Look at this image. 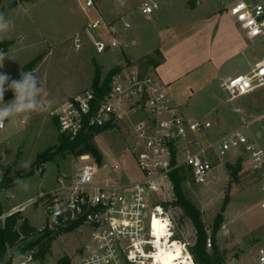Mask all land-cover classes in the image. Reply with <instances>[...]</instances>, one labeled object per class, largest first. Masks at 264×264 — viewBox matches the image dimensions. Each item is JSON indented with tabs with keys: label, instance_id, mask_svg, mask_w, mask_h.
<instances>
[{
	"label": "rangeland",
	"instance_id": "obj_1",
	"mask_svg": "<svg viewBox=\"0 0 264 264\" xmlns=\"http://www.w3.org/2000/svg\"><path fill=\"white\" fill-rule=\"evenodd\" d=\"M86 1L0 0V14L14 24L13 30L0 40V51L7 54L3 67L0 65V73L18 80L22 72L34 71L39 77L40 86L47 93L43 108L32 113L26 123L21 117H15L6 120L4 127L0 129V172L3 173L0 176V205L4 212L17 206L30 225L39 230L49 223L46 217L48 201L65 200L69 197L68 188L73 184V175L82 164L71 152L60 150L61 138L48 111L70 97L90 89L96 71H99L101 84L112 70L110 68L119 64L123 58L119 47L101 54L95 52L92 37L84 27L97 18V15L92 8L86 7ZM99 1L101 10L108 14L112 11V4L121 2L128 4L129 12L137 14L141 3L140 0ZM156 1L160 10L163 8V1L169 3V0ZM211 1L229 4L234 0ZM167 10L171 13L172 8L168 7ZM127 15L128 13L122 17L130 22ZM98 32L101 31H94L92 34L96 35ZM131 32L132 28L129 27V33ZM78 33L82 39L79 50L74 47V37ZM103 38L106 39V34ZM253 52L255 58L262 59L263 45H255ZM96 62L101 63L103 68ZM11 93L13 92L8 90L4 96L6 102L14 98L7 99ZM215 94L217 100H206L202 106L203 102L190 100V110L183 114L189 120L209 123L207 135H221L241 126L240 115L235 113L234 107H239L247 119L264 112V87L233 103L227 101L226 94L221 90H217ZM206 107L210 111L213 107L215 109L206 115L203 112ZM216 118H219V123H216ZM258 141L264 149V130H260ZM94 143L105 157L98 173L126 176L128 181L139 178L127 150L125 131H105L95 137ZM121 157L126 160L127 165L119 171H113L112 164ZM25 162L28 167L24 166ZM21 176V179L29 182L26 191L12 184ZM5 186L10 187L3 188ZM181 187L187 199L200 212V221L207 230V238L211 239V244L213 220L217 216L223 217L221 227L214 234V241L225 264H256L258 249H264V208L261 207L264 191L241 161L223 159L210 172L206 183L194 186L186 178ZM172 196V193H164L161 198L166 204L173 200ZM166 212L172 221L175 236L186 244L189 251L195 241V231L190 220L172 206L166 207ZM152 227L158 250L150 256L151 264H190L188 258L165 251V247L179 244L173 242L170 245L168 241L163 244L159 241L161 237L168 235L166 222L162 218L155 217ZM85 233L87 228L57 235L45 260L29 264H56L64 256L70 258V264H77L79 250L86 238ZM212 247L213 245H206L207 251L211 252ZM12 254L13 250L9 249L6 258L9 259ZM25 255L12 259V263L24 261Z\"/></svg>",
	"mask_w": 264,
	"mask_h": 264
},
{
	"label": "built area",
	"instance_id": "obj_2",
	"mask_svg": "<svg viewBox=\"0 0 264 264\" xmlns=\"http://www.w3.org/2000/svg\"><path fill=\"white\" fill-rule=\"evenodd\" d=\"M85 5L94 4L87 0ZM158 8L156 0H143L138 10L142 15H151ZM229 14L248 40L264 48V0H234ZM120 21L123 28H129L123 17ZM84 30L92 37L97 54L119 46L116 24L101 16L89 21ZM94 31L101 32L94 35ZM81 45L78 33L74 47L79 50ZM219 87L229 103L263 88L264 57L245 74L219 79ZM234 111L240 115L239 128L217 136L207 135L210 124L175 113L166 88L152 71L138 65L124 66L100 98L90 88L49 109L48 115L56 121L59 134L70 140L87 128L125 131L127 150L139 173L135 181L114 175L103 178L98 173L102 163L98 165L89 154L78 156L82 164L73 175L69 197L48 201L49 229L70 225L87 228L77 264H151L150 256L158 250L152 227L153 219L158 217L166 222L168 232L159 241L170 245L176 242L182 255L194 264L186 244L175 236L161 198L164 193H172L170 174L182 171L195 186L206 183L210 172L223 159L241 161L264 191V149L258 141L260 130H264V112L247 119L239 107H234ZM126 165L121 157L111 168L119 171ZM261 207L264 208V201ZM17 211H3L0 223ZM206 245L211 247L210 238ZM32 261V255L26 254L24 261L13 264ZM256 264H264L263 248L257 251Z\"/></svg>",
	"mask_w": 264,
	"mask_h": 264
},
{
	"label": "crops",
	"instance_id": "obj_3",
	"mask_svg": "<svg viewBox=\"0 0 264 264\" xmlns=\"http://www.w3.org/2000/svg\"><path fill=\"white\" fill-rule=\"evenodd\" d=\"M92 1L93 7L88 8H92L97 17L116 24L115 39L123 58L113 68L126 65L148 68L166 88L174 112L181 116L190 110L188 102L192 99L203 102L201 106L206 100H217L215 93L221 90L219 79L245 74L261 60L253 56L254 47L259 43L248 40L229 14L234 1L216 4L211 0H198L192 9L187 0L163 1L162 10L158 8L151 15L129 12V6L124 2L112 4L108 14L101 10L99 0ZM168 7L172 8V14ZM127 13L131 33L120 21ZM155 51L159 52L157 56ZM145 56L155 57L156 64L142 65L139 59ZM98 64L103 68L101 63ZM209 109L206 107L203 112L208 115L215 108ZM104 161L102 154V163ZM100 176L105 177L102 173ZM120 178L128 180L126 176ZM10 209L22 212L17 206Z\"/></svg>",
	"mask_w": 264,
	"mask_h": 264
},
{
	"label": "trees",
	"instance_id": "obj_4",
	"mask_svg": "<svg viewBox=\"0 0 264 264\" xmlns=\"http://www.w3.org/2000/svg\"><path fill=\"white\" fill-rule=\"evenodd\" d=\"M197 2L198 0H187V5L192 9L196 6ZM1 45L2 44H0V47H2ZM158 53V51H155L154 55L157 56ZM139 62L142 63V65L149 67L156 64V59L153 56H145L139 59ZM119 71H121V68L110 70L102 80L101 84L99 71H96L91 88L95 91L98 98L102 97L103 94L107 92L112 77ZM12 97H14L13 93L9 94L7 99ZM53 122L57 127L56 121L53 120ZM109 130L110 127H102L98 129L87 128L83 130L74 140H70L64 135L59 134V137L61 138L60 150H67L75 157L83 154H89L94 158L98 165H101L102 154L95 145L94 139L99 134ZM21 178H23V176L17 179ZM185 179L186 176L183 175L182 171H174L170 174L173 200L170 203L164 204V206H172L173 208L179 209L183 216L190 220L195 231V241L193 245L189 247L194 264H225L224 257L219 253L214 241V234L221 227L223 217L217 216L213 220V224L211 226V229L213 230V244H211V246L213 245V247L211 252H209L206 249L207 230L200 221V212L193 206L191 201L187 199L185 192L181 187V184ZM12 184H15V181H13ZM9 187L10 186H5L3 188ZM2 212L3 211L0 206V214ZM53 228L54 229H49L48 224H45L42 229H36L29 224L28 220L22 216L20 211L7 216L4 223H0V264H13L12 259L18 257V253L19 256L23 254H31L34 261L43 262L45 257L50 253L52 243L56 236L59 234L70 233L78 228V225H70L64 229H60L57 226ZM9 249L13 250V254L9 259H7L6 253ZM179 249V245L165 247V251L171 254H177ZM182 254L181 248L178 255L186 258ZM56 264H70V258L67 256L61 257Z\"/></svg>",
	"mask_w": 264,
	"mask_h": 264
},
{
	"label": "clouds",
	"instance_id": "obj_5",
	"mask_svg": "<svg viewBox=\"0 0 264 264\" xmlns=\"http://www.w3.org/2000/svg\"><path fill=\"white\" fill-rule=\"evenodd\" d=\"M14 28V24L3 14H0V40L4 39ZM7 54L0 51V65ZM0 67V68H2ZM7 86V87H6ZM7 90H11L14 98L5 101L4 95ZM47 96L45 90L40 86L39 77L34 71L22 72L20 79H12L9 75L0 73V129L4 127V122L15 117H21L26 123L30 115L40 111L44 106V97ZM50 104L51 101L49 100ZM25 167L28 163L25 162ZM3 173L0 172V176ZM15 184L22 190H28L29 182L23 179L15 180ZM19 256V253L17 254Z\"/></svg>",
	"mask_w": 264,
	"mask_h": 264
},
{
	"label": "bare ground",
	"instance_id": "obj_6",
	"mask_svg": "<svg viewBox=\"0 0 264 264\" xmlns=\"http://www.w3.org/2000/svg\"><path fill=\"white\" fill-rule=\"evenodd\" d=\"M180 249H181V247H180ZM180 249H179L178 252H177V256H178V254H179Z\"/></svg>",
	"mask_w": 264,
	"mask_h": 264
}]
</instances>
